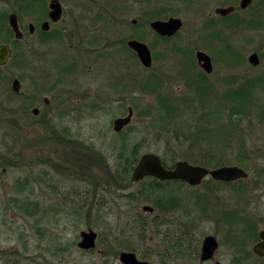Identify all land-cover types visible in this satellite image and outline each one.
Here are the masks:
<instances>
[{
    "label": "rangeland",
    "instance_id": "1",
    "mask_svg": "<svg viewBox=\"0 0 264 264\" xmlns=\"http://www.w3.org/2000/svg\"><path fill=\"white\" fill-rule=\"evenodd\" d=\"M42 1L48 6L51 0ZM60 1L66 15L52 31L65 33L64 29L71 31L78 26L85 34L86 48L93 52L77 61V53L72 50L77 41L73 42L76 46L69 37L56 40L47 37L40 42V28L30 35L29 24L37 25L43 10L28 4L24 12L27 37L23 42L11 41L15 49L13 60L7 68H0V118L6 112L5 107L14 112L10 118H19L17 112L39 102L43 107L45 97L58 112L52 121L36 126L20 125L16 121H11L12 125H0V154L7 155L11 161L7 170L0 173V264H121V251L118 254L115 246L125 239L122 229H127V236L134 235V225L129 222L130 217L137 216V208L148 218L142 210L144 205L132 202L127 195L138 193L141 185H150L151 180L140 183L131 180L127 184L131 185L129 188H124L121 180L120 159L131 151L139 158L156 153L163 158L176 156V161L189 160L207 166L218 161L242 164L237 166L247 170L249 177L231 185L218 183L212 177L198 187L180 182L158 184L165 185V193L184 204L185 210L181 209L177 216H185L190 213L188 210L195 213L197 198L209 197V203L203 206V202L195 215L201 217L197 219L201 221L198 237L216 234L221 241L219 256L224 264H231L233 254L228 231L239 226H228L222 216L239 209L241 219L251 216L256 219L259 230L264 228V222L259 220L264 218V213L258 207L264 201V185H260L264 150V92L260 87H264V82L257 92L251 90L252 97L256 98L251 111L245 114L231 109L239 108V103L233 99L228 105L233 93L229 94L230 90L223 85L212 91L205 88V92L191 93L189 88H184L186 80L181 79L179 70L184 67V59L195 61L196 50L201 49L213 59L212 82L218 84L231 77L258 81L264 73V21L252 22L255 21L252 19V23H244L242 18L250 19L261 13L260 10L264 11V0H254L247 11L238 9L227 21L216 20L215 9L230 6L232 0H110V5L106 0ZM239 3L240 0L235 6ZM120 4L121 9L116 8ZM157 12L163 15L162 20L177 17L184 22L180 33L168 42L151 29L152 20L147 23ZM209 18L215 19L212 22L218 23L214 26L218 29L209 26L205 30L209 36L203 37L201 30ZM135 19L141 22L138 29L132 23ZM132 36L152 50V68H145L130 52L127 42ZM225 45L237 53L238 61L233 60L231 64L227 61L229 54L224 51ZM254 52L262 54L257 67L248 61ZM193 64V73L201 72L196 61ZM153 77L160 78L157 83L164 94L169 87L179 94L173 96H182L184 105L180 104V112L175 111L182 115L180 120L185 123L181 125L189 127V131L201 129L202 135L208 138L216 137L218 131L222 134L215 142L206 144L214 157L196 154L201 145L182 143L184 138L176 139L173 132L162 133L157 128L159 121L153 126L155 113L153 118L150 107L157 97L143 90L152 83ZM14 78L22 82L18 93L12 89ZM250 94L248 91L245 95ZM77 98L90 107L71 109L69 102H77ZM130 100L135 103L133 120L121 133H116L114 121L128 114L124 104ZM221 106L224 109L222 126L216 121ZM25 121L30 123L34 119ZM231 122L237 123V130L232 131L228 124ZM225 124L229 127L225 128ZM170 125L172 131L176 129L175 123ZM56 127L61 134L70 130L73 141L55 139ZM37 160L41 163L37 164ZM89 229L98 233V243L95 250L84 251L78 243L81 232ZM161 229L165 231V227ZM149 235H153L151 231ZM153 245L159 246L155 238ZM246 245L253 244L250 241ZM146 247V244L138 246L134 252L141 258L152 249Z\"/></svg>",
    "mask_w": 264,
    "mask_h": 264
},
{
    "label": "flooded vegetation",
    "instance_id": "2",
    "mask_svg": "<svg viewBox=\"0 0 264 264\" xmlns=\"http://www.w3.org/2000/svg\"><path fill=\"white\" fill-rule=\"evenodd\" d=\"M54 1H58V3H60V5H61L62 12H61V17L58 21H53L52 16H51V13L53 11L52 3ZM28 4L35 5L34 6L35 9L39 8L41 11L43 10L42 12L40 11L43 14L41 21L38 22L37 25L32 23V22L29 24V34L30 35H34L37 32V28H40V31L38 32V37L40 38V42H42L47 37H48L47 39H53V40L60 39V37H64L65 39H66V37H69L70 40H72V44L74 41H77L79 46L78 45L76 46L75 44H73V46L75 45L76 48L72 47V50H75V52L77 53V54H75L77 61H80V57H82V56L85 57L86 54L93 52V51L86 48V46H85L86 40L83 39L85 37V34L80 30V28L78 26L75 25L73 27L74 29L71 31H66V29H64L65 33H62L61 31H57V32L52 31V27H55L56 25L61 24L64 16L66 15V10H65V8H64V6L60 0H51L48 6H47V3H45L42 0H30V2H28L27 0H0V45L9 46L12 50L11 57L9 58V60L7 61L6 64H4L3 66L0 65V68H7L10 65L11 61L13 60V57L15 54V49L11 45V41L14 40L17 42H23L27 37V34L25 32L26 29L24 26V23H25L24 12L27 9L26 6ZM230 6H234L236 8V10L232 14H230L226 17H222V16L218 15L216 13V9H215V13L217 16L216 20L226 21L225 19L233 16L237 12L238 9L241 12H244V11L249 10L252 7V5H251L247 9H241L240 5L238 7L235 5H230ZM260 11H261V13H258L257 16L253 15L250 19L255 20V22H256V19H257V21H262V19L264 21V11H263V9ZM13 16H15V19L18 23V27L23 34V37L21 39H18L16 37V33L14 32V30L11 26V18ZM212 20H215V19L209 18L207 20V22L204 24L205 29L201 30L203 37L209 36L206 34L209 31H205V30H207V28H209V26L218 24L217 22H212ZM134 21H136V22H134ZM46 23L48 24L47 29H44V26L46 25ZM132 23L137 24L138 20L135 19L132 21ZM183 27H184V22H183L182 28ZM182 28H181V30H182ZM214 28L218 29V27H214ZM180 31L174 37H163V38H168L170 41L171 39H174L180 33ZM131 40H133V39H130L129 41H131ZM129 41L127 42V45L129 43ZM202 41L200 40L199 42H202ZM79 42H80V44H79ZM129 49H131V48L129 47ZM132 51L134 52V50H132ZM200 51L205 52L201 49H197L196 54H195L196 55L195 61H196L197 65L201 68V72L199 71V72L193 73L194 69L192 68L191 65H193V67H194V64H193L195 62L194 60H192V61H187L185 59L183 60V62H184L183 68L184 69L182 68L179 70V75L181 76V79L186 80V84H185L184 88H189L191 93L195 92L196 94H198V93H202L205 90V88L212 91V89L214 90L215 88H217V86L223 85L224 87H226L225 89H228L227 91H229V88L230 87L232 88V86L235 85L234 78H232V77L226 78L225 82H219L218 84L212 82V80L210 79V76H212V74L214 72L213 59L207 52H205L210 56L212 67H213L212 72L209 73L202 67V64L199 63V61H198L197 53ZM100 52H101V49L99 50V54H100ZM254 53H256V52H254ZM254 53H252V54H254ZM256 54H258V53H256ZM261 55L258 54L259 60H260L259 65L261 64V57H262ZM136 57L138 59L137 55H136ZM131 61H132V57H131ZM153 61H154V59H153ZM227 61H229L231 64V61L228 60V58H227ZM248 61H249V58H248ZM21 64L22 63L19 64V67L21 66ZM152 67H153V64L150 68H152ZM254 67H257V66H254ZM70 73L74 74L75 72H70ZM241 79H243L244 82H247L250 80L249 77H244ZM259 79H260V82H259L260 83L259 87H260V85H263V82H264V73L260 75ZM16 80H18L20 82L21 88H22V82H21L20 78H14L13 84ZM21 88H20V91H21ZM260 88L262 89L261 92H264V87H260ZM12 89H13V85H12ZM79 93L83 94L86 92H78L77 94H79ZM184 93H187V92L185 91ZM166 94H167L166 97H167L168 101L171 102L170 104H172V102L177 103L178 100L180 99V102L183 103L181 105H184V102L182 100L181 95L178 96L179 98L177 96H173V94H177L176 91L171 90L168 87ZM177 95H179V94H177ZM183 99H184V97H183ZM131 100H132V98H131ZM131 100L124 104V106L128 109V114H129L130 110L134 111L133 106H135L134 105L135 103H134V101H131ZM76 101L77 102H69V104H70L69 107L71 109H74V108L75 109H81V108H85V107H90V105L88 103L82 102L80 98H77ZM186 101L188 102V104H190L191 100L188 99ZM51 103L52 102L50 101V99H48V97H45L43 99V107L41 106L40 102L37 103L36 106L26 107V108L22 109L20 112H17V115L20 116L19 118L18 117H16V118L11 117L13 119L10 118L12 111L10 112V108L7 109L8 107H5L4 109H6L5 110L6 112L0 118V125L1 126L2 125L5 126V125H9V124L12 125L11 121H16V124L19 123L20 125L21 124L28 125V124L32 123L31 126H36L39 123L41 124V122H48L49 120L52 121L55 117L58 116L57 115L58 112L51 108ZM119 103L121 104V102H119ZM120 106H118V107H120ZM13 113L14 112H12V115H13ZM126 116H123V117H126ZM31 119H34V121L30 122V123H26L25 120H31ZM213 136L214 135H211L209 138L202 136L203 139L200 140L201 146L198 148L199 150L197 151L196 154L199 153L203 157H208V155L210 157H214V155L212 156V154H213L212 151L210 149H208V147H206L207 143L211 144L217 140V138H216L217 136L216 137H213ZM54 138L60 139V141H66V142H72L73 141V137H72V134L70 133V130H68V132L66 134H61L59 132V130H57V127L55 128ZM128 156L139 157L138 155H136V153L134 151H131V154ZM161 159H162V157H161ZM139 161H136V166L138 165ZM9 162H11V161H9V157H7V155L1 153L0 154V173H2L1 170H3V173L7 170V167L10 166ZM162 162H163V160H162ZM178 162L179 161H177L171 168L166 167L165 165L164 166L167 169H173ZM186 162H189L192 165L202 166V167L208 168L210 170L220 168V167L211 168V167L205 166L204 164H201V163L200 164H193L192 162H190L188 160ZM38 163L39 164L41 163L40 160H37V164ZM136 166H135V168H136ZM228 166H237V165H228ZM135 168H134V170H135ZM134 170H133V172H134ZM260 170H261V172H260L261 184L260 185H264V150L262 151V154H261ZM245 171L248 173V177H249V172L247 170H245ZM133 172H132V176H133ZM208 177H211V176H208ZM148 179H150L151 181L157 180L155 178L149 177V178L144 179L143 181L148 180ZM143 181H141V182H143ZM157 181H159V183H161V184H165L168 182H180L182 184H187L186 182L177 181V180H172V181L157 180ZM203 182L200 185H202ZM234 182H236V181H234ZM234 182H220V181H218V183H222L225 185H231ZM196 187H198V186H196ZM208 199H209V197L203 198V196H201L200 198H197L196 205H195L196 207L194 209L195 213H192V211L188 210L190 213L186 214L185 216H182V214L177 216L179 214V212L181 211V209H183V211L185 210L184 204L180 203L179 199L174 198L172 200H170V199L166 200V206L164 208L166 211L164 213V221H165L166 225H165V231H163V232H165L167 235H171V237H175V236H179V233L182 232L181 228L189 230V234L191 235L192 240H189V241L185 240V242L186 243L192 242L191 246H185L184 245V246H180V248L178 250H173V251L168 250L164 254L163 258H156V259L154 257L152 259L144 258V257L140 258L136 254V252H134L132 250H123V251H121V253L119 255V259H120V256L123 252H131V253H135L137 258L140 261H147L150 264H224L225 262L223 261V258L219 256L220 248H221V241L219 240L218 236L216 234L211 233V234H207L206 236L203 237V239H201L200 237H198V233H197L198 228H199L200 223H201V221L197 220V219H201V217L196 218L195 215L197 212H199L200 206L203 202H204L203 206H206L209 203ZM171 202H172V204L176 205L177 207L176 206L171 207V205H172ZM260 202H261V204H258L259 211L260 212L262 211L264 213V201H260ZM155 212H156V209L154 208L153 212L147 213V214L155 215ZM239 212H240L239 209H236L235 211L233 210L229 214H227V215L224 214L222 216L224 219L223 222L226 223L228 226L230 224V227L235 225L234 227L239 226V228H240V229L238 228L237 230H234V231H233V229L231 231H228L229 232V234H228V238H229L228 241L229 242L228 243L230 244L231 252L233 254V258L231 257V259H232L231 264H264V255L263 256L259 255L255 250L257 245L264 242V238L261 235L264 232V228L262 230H259L257 227L256 219L251 217V216L249 218H246V220L241 219ZM259 220L264 222V218H260ZM209 236L216 238V240L218 242V247L214 251V254H213L211 259H209L207 261H202L204 241ZM154 238H155L154 236H150V238L147 241H144L145 242L144 244H146V246H148V247H151L152 249L156 248L155 245L152 246V243L154 242ZM250 241H251V244H253V245L252 246L246 245ZM250 260H257V261L252 262ZM120 262H121V260H120ZM121 264H123V263L121 262Z\"/></svg>",
    "mask_w": 264,
    "mask_h": 264
},
{
    "label": "trees",
    "instance_id": "3",
    "mask_svg": "<svg viewBox=\"0 0 264 264\" xmlns=\"http://www.w3.org/2000/svg\"><path fill=\"white\" fill-rule=\"evenodd\" d=\"M110 0H106L107 4H109ZM181 1V0H178ZM238 0H232L230 3L231 5H235L237 4ZM110 5V4H109ZM116 6V5H115ZM121 4L116 6V8H120ZM121 9V8H120ZM117 10V9H116ZM257 16V13L254 14ZM163 15L161 13H156L154 15V18L150 17V19L148 18V22H151V20H162ZM231 19L227 18L225 19L226 21ZM243 22H248V23H252L255 21H252V19H243ZM252 21V22H251ZM257 21V19H256ZM239 23V22H238ZM216 24V23H215ZM243 24V23H242ZM150 25V24H149ZM218 25V24H216ZM141 26V22L137 23V26H135L136 29H138V27ZM215 26V25H213ZM157 35V34H156ZM214 37V35H212ZM161 40L168 42L169 39L168 38H163L158 36ZM135 36H132L131 39H134ZM138 38V36L136 37ZM127 42V40H123L122 43L125 44ZM225 52L229 54V60L233 61L234 63L238 60H236V52H234V50L232 49V47H230L229 45H225ZM130 52L133 54V56L136 57V54L134 52H132L130 50ZM137 58V57H136ZM161 81L160 78L158 77H153V81L152 83H148L146 85V87L143 88V90L145 91V93H149V94H153L156 95L157 99H156V103L154 105H152L150 107V109H153V113H151L150 115L154 118V113H155V118L152 120V124L153 126H155V122L159 121L160 122V126H157V128L162 132V133H166L169 135L172 134L171 132H173V136L175 135L176 139H180V137L184 138V140L182 141V143L184 141H190L191 142V146H195L198 147V145H200V140L203 139L201 138V136H203L202 134V130L201 129H195L193 131H189L190 129H188L189 127L181 125L184 124L185 122L181 121V113L180 114H176L175 111L179 110L180 112V104H183L180 102V99L178 100V102H172V104H170L171 102L168 101L167 97H166V93L164 94V89H161L162 86H160L159 83V87H158V83ZM234 82L236 83L234 86H232V88H229V94H232L231 100L230 102H227L228 105L232 104L233 99H237L238 101V106L239 108H231L236 111L239 112H243L245 113L247 110L252 109L253 107V102L255 101L256 97H252V89H255L256 92L258 90V86H259V82L260 79L257 80H249L247 82H244L243 79L241 80H234ZM251 93L250 95H245L246 93ZM205 92V90H204ZM256 92H254L255 96H256ZM225 106V105H224ZM232 110V112H233ZM251 110H249L250 112ZM245 114H248L245 113ZM244 114V115H245ZM224 115V109L221 107H218V114L217 116H219V119H217L216 121H218L217 123H220L219 125L222 126L224 123L221 120V117H223ZM238 116L237 113H234V116ZM243 116V115H242ZM182 122V123H181ZM158 123V122H157ZM171 123H175L176 126L173 125V127H175L176 129L172 131L171 129ZM222 124V125H221ZM231 126L232 131L237 130V123H228ZM228 124H225V128H228ZM218 125V128L220 131V126ZM160 127V128H159ZM191 127V126H190ZM218 131V133H216L217 138L221 137V133ZM219 134V135H218ZM59 135V134H58ZM223 154V153H222ZM220 154V156L222 155ZM123 158V159H122ZM120 160L122 161L120 164L122 165V169H123V177H121V180L125 183V185H123L124 188H129V186L131 185H127L131 183L132 180V172L136 166V161H139V157L136 156H124L122 157ZM170 158V159H169ZM162 157L163 163L166 167L171 168L177 161V157L176 156H172V157ZM219 158V157H218ZM217 160H221L218 159ZM169 159V161H168ZM216 160V161H217ZM189 161V160H188ZM191 162V161H190ZM205 166H207V164H204ZM229 164H224L222 163V161H218L217 164L214 163V165L212 164V166H208L211 168H217V167H223V166H228ZM236 165H242V164H236ZM157 184V185H154ZM161 184L159 183V181L157 180H152L150 185H141V189L139 190L138 193H131L129 195H127V197L132 201V202H136L139 205L143 204V205H151L156 209L155 215L152 214H148V218H146L141 211H139V209H136V214L137 216L135 217H130V222L132 223L133 226V231L134 235H125L127 232L126 230L123 228L122 229V233L124 234V241L120 242L119 244H117L115 246V248L118 250V254L120 251L122 250H132V251H136L138 246H144L145 242L150 238V231L154 236L156 240L159 241V246H157L154 249H151L150 251H148V253H143V257L144 258H149L152 259L153 257L156 258H163L164 254L169 250V251H173V250H178L180 248V246H191L192 242H185V240H192L191 235L189 234V230L186 229H182L181 228V233H179V236H175V237H171V235H167L165 232H163V230L161 229L162 227H165L166 223L164 221V213L165 211V206H166V200L167 199H174L173 197L169 196L167 193V190L165 188V185H158ZM172 204V202H171ZM138 206V205H137ZM176 205L172 204L171 207H174ZM177 207V206H176ZM124 230V231H123ZM135 238V240H134ZM147 248V247H146Z\"/></svg>",
    "mask_w": 264,
    "mask_h": 264
},
{
    "label": "water",
    "instance_id": "4",
    "mask_svg": "<svg viewBox=\"0 0 264 264\" xmlns=\"http://www.w3.org/2000/svg\"><path fill=\"white\" fill-rule=\"evenodd\" d=\"M254 0H240V8L247 9L253 4ZM53 11L51 13L52 20L58 21L61 17V5L58 1L52 3ZM236 8L234 6L219 7L216 9V13L222 17H226L232 14ZM136 22V21H134ZM47 23L44 29H47ZM11 26L16 33V37L21 39L23 37L22 32L18 27V23L15 16L11 18ZM153 31L161 37H174L182 28L183 20L177 17H170L167 20H154L150 24ZM128 46L136 52L139 61L145 68H150L153 64V54L150 47L136 39L129 41ZM12 55V50L9 46L0 45V65L3 66L7 63ZM198 61L202 64V67L207 72H212L213 67L210 56L205 52L197 53ZM249 62L253 66H258L260 63L258 54L254 53L249 57ZM21 84L16 80L13 84V90L19 92ZM37 112V111H36ZM134 111L130 110L126 117L117 118L114 121V131L117 133L122 132L127 126H129L133 120ZM211 176L214 180L220 182H234L237 180H243L248 177V173L239 166H223L217 169L210 170L208 168L192 165L186 161H180L173 169H167L161 157L156 153H147L143 155L136 166L132 179L134 182H141L147 177L156 178L161 181H183L192 187L199 186L204 179ZM143 212L151 213L154 208L150 205L142 207ZM264 238V232L261 234ZM98 233L92 229L89 231L81 232V241L78 243V247L84 251L95 250L98 243ZM218 247L216 238L209 236L205 239L203 245L202 261H207L212 258L214 251ZM256 252L264 255V242L260 243L256 247ZM120 260L123 264H150L147 261H140L135 253L123 252L120 256Z\"/></svg>",
    "mask_w": 264,
    "mask_h": 264
}]
</instances>
